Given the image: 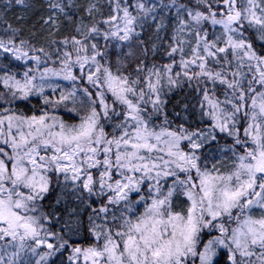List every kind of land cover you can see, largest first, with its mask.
<instances>
[{
  "label": "snow or ice",
  "instance_id": "1",
  "mask_svg": "<svg viewBox=\"0 0 264 264\" xmlns=\"http://www.w3.org/2000/svg\"><path fill=\"white\" fill-rule=\"evenodd\" d=\"M0 264H264V0H0Z\"/></svg>",
  "mask_w": 264,
  "mask_h": 264
}]
</instances>
